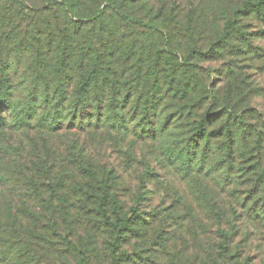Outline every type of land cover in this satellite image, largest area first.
Listing matches in <instances>:
<instances>
[{
	"label": "rangeland",
	"instance_id": "obj_1",
	"mask_svg": "<svg viewBox=\"0 0 264 264\" xmlns=\"http://www.w3.org/2000/svg\"><path fill=\"white\" fill-rule=\"evenodd\" d=\"M255 1L138 0L134 9L128 8L160 30L161 34H153L138 27L148 40L162 42L163 32L181 49L179 57L198 65L194 74L207 83L206 106L212 113L224 112L226 107L238 111L240 117L230 123L237 136L232 157L235 178L244 180L226 186V191H236L235 201L224 197L215 202L221 215L207 212L202 190L216 200L217 187H192L190 179L164 159L159 138H137L103 128L52 132L33 123L22 126L6 109L7 124H0V247L4 253L0 260L78 264L66 236L87 254V264H205L209 250L204 228L209 238L225 235L232 240L231 264L247 258L249 264L264 261V231L253 223L261 218L244 209L246 203L250 207L262 202L264 193V11L262 16L250 10ZM40 2L0 0V63H7L15 76L24 70L22 63L31 49H40L53 38L51 31L67 34L66 15L54 18L52 13L34 12ZM81 4L82 10L90 7L88 0ZM229 20L235 21L236 29L226 33ZM16 91L20 96L21 88ZM241 151L251 157L255 169L238 177L247 166ZM80 162L91 164L100 177L104 169H112L107 177L112 184L109 208L121 205L122 213L129 216L136 208L141 216V223L128 231L115 253L116 238L96 214V195L82 200V194L71 188L81 179ZM5 164L10 168L3 169L8 167ZM219 169L215 171L220 176ZM3 173L8 179L1 178ZM63 192L66 201H61ZM95 192L101 194V188L95 187ZM221 219L222 235L217 228ZM220 251L218 246L215 253Z\"/></svg>",
	"mask_w": 264,
	"mask_h": 264
},
{
	"label": "trees",
	"instance_id": "obj_2",
	"mask_svg": "<svg viewBox=\"0 0 264 264\" xmlns=\"http://www.w3.org/2000/svg\"><path fill=\"white\" fill-rule=\"evenodd\" d=\"M88 1V10L81 9L82 0H41L34 8V12L52 13L54 18L66 15L67 34L51 31L55 37L40 49H31L29 57L23 60L24 70L17 76L7 63H0V124H7L4 116L7 109L22 126L33 123L52 132L65 128L89 131L103 128L137 138H159L164 159L183 178L190 179L192 187H217L216 200L203 190L200 197L207 212L221 215L220 209L214 207L215 202L221 203L224 197L237 198L236 191H226V186L244 180L235 178L236 160L232 157L237 136L230 123L231 118L240 117L238 111L226 107L224 112L212 113V108H207V83L194 74L198 65L192 66L187 57H179L181 49L167 39V34L162 32L163 41L154 42L147 39L146 32L137 30L144 27L153 34L160 31L155 24L144 22L128 10L129 6L134 9L138 0ZM251 6L250 10L263 16L264 0ZM224 27L226 33L236 29L235 21H227ZM12 66L17 72V66ZM18 87L20 96L16 95ZM222 152L225 157H221ZM240 155L247 164L238 176L243 177L255 168L247 152L241 151ZM219 167L220 176L215 171ZM79 169L81 179H76L71 188L82 194V200L84 196L96 195V214L101 216L104 229L111 230L116 238L112 248L115 253L128 231L141 223V216L136 208H131V216L122 213L121 205L109 208L112 184L107 177L112 169H104L102 177L91 164L80 162ZM1 178L8 179L5 173ZM95 187L101 188V194L95 192ZM63 193L61 197L65 199L61 201H66L67 192ZM260 199L262 202H254V206L246 203L244 209L247 214L253 212L261 218L253 219V223L264 231V193ZM221 222L222 219L218 220L217 228L222 235L225 229ZM203 236L209 250L205 264H231L232 240L225 235L209 238L204 228ZM64 240L77 253L78 264H87V254L68 237ZM218 246L219 255L215 253ZM0 255H4L1 247ZM218 258L220 262H216ZM2 263L10 264V260L2 258ZM235 264H249V258Z\"/></svg>",
	"mask_w": 264,
	"mask_h": 264
}]
</instances>
